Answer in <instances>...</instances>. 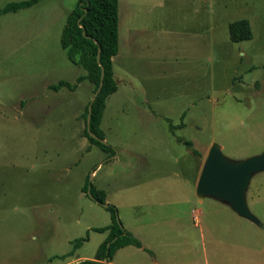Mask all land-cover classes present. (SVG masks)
<instances>
[{"label": "rangeland", "instance_id": "rangeland-1", "mask_svg": "<svg viewBox=\"0 0 264 264\" xmlns=\"http://www.w3.org/2000/svg\"><path fill=\"white\" fill-rule=\"evenodd\" d=\"M20 1L0 0V8ZM77 2L42 0L0 17V264L93 258L107 235L92 229L110 224L111 213L81 194L86 179L108 184L119 227L159 242L166 261L194 262L206 251L217 264H264V171L246 193L261 227L196 196L211 144L233 160L264 151V0H118L120 82L104 140L119 156L106 162L80 138L93 85L48 88L86 73L60 46ZM242 19L252 38L233 43L228 25ZM152 221L161 233L155 242ZM142 254L133 246L115 258Z\"/></svg>", "mask_w": 264, "mask_h": 264}, {"label": "trees", "instance_id": "trees-1", "mask_svg": "<svg viewBox=\"0 0 264 264\" xmlns=\"http://www.w3.org/2000/svg\"><path fill=\"white\" fill-rule=\"evenodd\" d=\"M42 0H24L20 2H10L0 8V16L8 13H14L19 10L30 8ZM229 40L233 43L247 41L252 38L250 24L247 20H237L228 25ZM60 46L65 52L67 59L73 65L79 66L85 70V75L78 76L73 84L61 80L56 84L49 85V90L58 92L61 88L74 91L82 81H88L93 85V93L96 90L99 80L101 67L104 69V78L102 88L92 104L90 130L98 138L104 139V134L100 129L101 119L105 104L110 95L117 89V83L113 72V58L118 54V0H78L76 7L68 14L65 25L60 36ZM100 48L99 63L96 60L97 51ZM87 103L82 115L84 128L83 137L87 139L91 146L98 148L107 157L115 154L114 149L108 144H102L91 138L86 130ZM189 149H192V143L178 139ZM89 149V148H88ZM196 155V152L192 150ZM88 179L82 188L86 194ZM90 192L93 201L107 203L105 193L96 189L92 184ZM107 211L111 213V223L100 227L93 228L96 233L107 232V237L98 246L94 257L91 260H83L71 264H103L112 260L114 253L123 247L134 246L141 248V242L131 233L120 228L116 222V208L108 205ZM88 239L80 238L73 241L74 248H78L82 242ZM113 239H115L113 241ZM110 243L107 249V244ZM53 259H50L51 262Z\"/></svg>", "mask_w": 264, "mask_h": 264}, {"label": "water", "instance_id": "water-1", "mask_svg": "<svg viewBox=\"0 0 264 264\" xmlns=\"http://www.w3.org/2000/svg\"><path fill=\"white\" fill-rule=\"evenodd\" d=\"M99 55L100 48H98L96 56L98 63ZM99 66L101 67L100 80L87 107L86 130L91 138L102 144H107L104 139H100L92 133L89 127L92 104L96 100L103 85L104 69L100 63ZM262 171H264V151L259 155L245 160H233L223 154L218 144L213 143L207 152L196 183V196L200 199L208 198L222 202L240 218L261 227V222L248 209L246 193L251 178ZM90 187L91 181L89 180L87 196L93 200ZM96 203L103 208L108 207L107 203ZM116 221L118 222L117 218ZM109 245L110 243L107 244V249ZM104 264H107L106 259L104 260Z\"/></svg>", "mask_w": 264, "mask_h": 264}, {"label": "crops", "instance_id": "crops-1", "mask_svg": "<svg viewBox=\"0 0 264 264\" xmlns=\"http://www.w3.org/2000/svg\"><path fill=\"white\" fill-rule=\"evenodd\" d=\"M3 7V6H2ZM1 7V8H2ZM7 15V14H6ZM0 17H3V15L2 16H0ZM114 78H115V76H114ZM116 80V79H115ZM84 82H86V80L85 81H82V83H84ZM119 82L120 81H118V82H116L117 83V89H116V91L112 94V95H114V94H116V93H118V90H119V86H118V84H119ZM87 84H89V82L87 83ZM87 86V85H86ZM112 95H110L109 97L111 98L112 97ZM110 98L106 101V104H105V109H104V111H103V116H102V119H101V124H100V129L102 130V132H103V134H104V136L106 135V132L109 130V126H108V124H107V122H109V120H107L108 119V117L110 116V113H111V111H112V109H111V107L112 106H109L110 104L108 103V101H110ZM83 105V104H82ZM83 107V109L81 110V113H80V115H79V118L82 120V125H83V127L82 128H84V122H83V118H82V115H83V113H84V110H85V107L86 106H82ZM108 115V116H107ZM80 138L81 139H83V140H85L86 141V143H85V151H89L90 149H92V147H94V146H91L90 144H89V142L87 141V139L86 138H84V137H82L81 135H80ZM104 139H105V137H104ZM89 148V149H88ZM114 149V148H113ZM118 156H119V153H117V155H113L112 157H108V159L107 160H105V162L106 161H108V160H117L118 159ZM99 166H101V165H98V167ZM102 167H103V165H102ZM84 183H85V181H84ZM127 183V182H126ZM129 181H128V185H125V183H123V184H120V186L118 187V194L120 195L121 193H123L125 190L127 191L128 190V188H129ZM127 186H128V188H127ZM108 184L106 183L105 185H104V183H103V181L101 182V183H99L97 186H96V189H98V190H102V191H104V193H105V197H106V202H108ZM125 187L127 188V189H125ZM81 194L83 195V192L81 191ZM122 195V194H121ZM211 201H213V203H218L217 205H220L219 207H222L223 209L222 210H219V211H223V212H226V211H229V213H231V214H229V215H232L231 217H237L236 219H238V220H236V221H241L240 219H242V220H245V219H243V218H240L239 216H237L226 204H224V203H222V202H214L215 200H211ZM200 204L202 203L201 201L199 202ZM115 206H117V205H115ZM213 209H215V208H213L212 206H211V210H213ZM199 214H202V212L201 211H199ZM235 215V216H234ZM4 218V217H3ZM245 221H248V220H245ZM249 222V221H248ZM240 223V222H239ZM251 223V222H250ZM106 225H108V224H106ZM106 225H104V226H106ZM157 223L155 222V221H152L151 223H150V225L148 226V228H149V230H148V232H147V234H149V235H152V240H153V242H155L156 240H158L159 239V235H161V233L160 232H158V229H156V227H157ZM91 228H93V227H90V230H91ZM127 230V229H126ZM128 231V230H127ZM106 233V235H107V232H105ZM132 234H134V233H132ZM157 236V237H156ZM105 240V239H104ZM140 242H141V248H138V250L139 251H142L144 254H142V255H144L143 257H142V259L140 260L139 258H141V257H139V258H137V257H132L131 259L130 258H128V260L129 261H127V262H122V261H117L116 260V258H115V255H116V253L118 252V251H121V250H123V249H126V248H132L133 246H126V247H123V248H120V249H118L115 253H114V255H113V257H112V260L110 261V262H107V264H217V263H213V262H210L209 261V255L207 254V252L206 251H203V253L201 254V256L199 257V259H198V261H181L180 259H179V261H166L165 260V258H162L161 257V255H162V253H161V250H160V248L163 246V245H161L159 242L157 243V244H153V245H150V244H147V243H144L141 239L139 240ZM152 242V243H153ZM147 244V245H146ZM180 256H183L184 254L185 255H188V254H190V253H188V252H184V251H180V252H177ZM92 258H89V257H77V258H75V259H73V262L74 263H77V262H80V261H83V260H91Z\"/></svg>", "mask_w": 264, "mask_h": 264}]
</instances>
